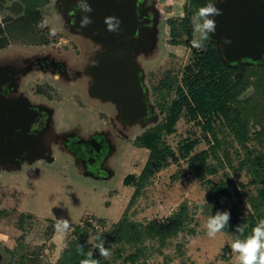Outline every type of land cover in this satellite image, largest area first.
<instances>
[{
  "label": "rangeland",
  "instance_id": "1",
  "mask_svg": "<svg viewBox=\"0 0 264 264\" xmlns=\"http://www.w3.org/2000/svg\"><path fill=\"white\" fill-rule=\"evenodd\" d=\"M188 1L147 0V4L156 10L157 24L149 43L143 50L136 52L135 58L143 72V79L147 80L151 102L157 107L161 96L167 101L174 98V87L180 84L185 66L192 62L194 51L201 50L192 46V40L199 38L193 27L195 14L192 16L191 48L170 44L167 22L184 16L183 7ZM53 3L54 0H49L39 8L40 19L28 33L21 36L12 32L6 34L8 46L0 50V63L28 60L41 52L59 54L61 58L60 54H64L61 44H69L53 39L51 43L54 46L50 49L40 41L42 37L50 36L53 29L56 34L52 38L60 37V31L69 33ZM0 5L1 25L6 26L9 21L22 16V5L18 0H3ZM188 8L192 9L191 5ZM13 25L22 27L24 22ZM34 31L38 36H34ZM180 40L184 42L186 37ZM58 42L61 44L58 45ZM204 43L206 46L211 42L208 40ZM86 49L92 58L97 48L90 45ZM166 72L171 87L167 83H159ZM246 75L248 79L243 82L245 87L235 106L240 108L253 133L264 123V65L247 69ZM42 80L48 79L44 77ZM91 104L96 109L64 104L57 111L54 134L64 135L66 130H77L76 134L86 139L95 130H104L115 151L106 163L108 174L105 177L86 174L69 154L57 146L51 148V161L40 159L22 165L0 167V264H56L68 241L73 239V227L84 224V220H91L93 225L87 229L91 249L97 237L107 242L110 256L102 258L103 264H128L124 261L127 254L142 246L146 248L145 257L139 260V264H236L235 254L230 247L236 239V233L221 231L211 238L207 235L206 221L213 215V208L216 211L230 210L234 215L245 218L260 186L252 184L245 171L239 172L227 166L219 168L215 175H208L206 179L212 184L231 179L236 185V192L220 205H211L206 186L194 176L186 161L169 160L167 167L149 179L140 196L128 207L134 188L125 185L123 180L128 175L137 177L148 155L145 149L135 147L133 140L148 128L160 124L164 116L159 109H155L156 118L151 123L120 127L108 102L98 104L91 100ZM214 128L220 130L217 135L224 144L219 151L220 156L228 150L233 167H236L239 158L235 152H239L242 158L245 151L222 126L221 120H215ZM205 138L200 126L181 116L175 125V132L164 136V142L178 157V148L186 140L198 141L192 154L206 150L208 143ZM207 138L211 139L210 136ZM247 147L264 153V147L253 140L248 142ZM180 205L188 208V220L184 229L165 243L161 244L157 240H145L138 245L127 241L111 242L114 232L112 225L127 208L126 220L145 226L153 220L165 221L178 211ZM61 217L70 223V229L64 233H58L55 228L56 218ZM100 218L104 220L102 225L98 223ZM116 250L120 251L119 255Z\"/></svg>",
  "mask_w": 264,
  "mask_h": 264
},
{
  "label": "trees",
  "instance_id": "2",
  "mask_svg": "<svg viewBox=\"0 0 264 264\" xmlns=\"http://www.w3.org/2000/svg\"><path fill=\"white\" fill-rule=\"evenodd\" d=\"M2 1L0 0V4ZM18 1L22 5V16L9 21L6 26L0 24V50L8 46L6 34L12 32L21 36L36 25L40 19L39 8L46 5L49 0ZM214 1L189 0L188 4L183 7L185 15L182 18L168 20L170 44H181L191 48L192 16L197 13L199 8ZM188 5H191L192 9H189ZM1 7L0 5V10ZM20 21L24 22L22 27L20 25L12 26ZM182 37H186L184 42L180 40ZM166 73L164 79H161L159 83H167L170 86L168 72ZM246 73V65L226 63L212 42L203 49L194 51L193 60L185 66L180 84L174 87V98L167 101L161 96L158 102L160 113L164 116L162 122L149 128L133 140V145L145 149L148 155L139 175L137 177L128 175L123 180L125 185L134 188L128 207L140 196L146 183L155 173L166 168L169 160L177 161V159L186 161L194 176L206 186L209 204L220 205L222 201L232 198L233 192H236V185L231 179L212 184L206 177L215 175L219 168L223 169L227 166L239 172L245 171L250 176L251 183L259 185L260 188L246 217L236 216L229 210L231 213L229 226H225L222 231L227 233L234 231L236 238L240 239H244L252 233V229L258 221L264 219V153L248 148L247 144L253 140L259 146L264 147V123L257 131L251 133L248 120L244 118L240 108L235 106L244 90L243 82L248 79ZM181 116H185L188 121L201 127L208 143L206 150L192 154L198 141L186 140L178 148V158L175 152L165 144L164 136L175 132V125ZM215 120H221L222 126L228 130L229 134L233 135L239 146L245 151L242 158L239 157V152H235L239 158L236 167H233L228 150L224 151L223 156L219 154L224 144L217 135L220 130L214 128ZM207 136H210L211 139H208ZM211 161L215 163H211ZM127 209L122 217L112 225L114 229L110 239L112 243L127 241L132 245H138L144 243L145 240H157L163 244L184 229L189 217L186 205H180L178 211L171 214L165 221L153 220L145 226H139L126 220ZM211 210H213V214L216 213L215 208ZM84 221H86L84 224H76L73 227V239L68 241L56 264H80L82 259L87 258L89 252L93 253V258L98 261V264H103V257L99 256L95 247L91 249L87 240V229L93 227L92 221ZM98 223L102 225L104 220L100 218ZM237 225L243 226V234L236 232ZM191 232L195 234L193 230ZM101 240L104 241L106 248L107 242L104 238L96 239L95 244L100 243ZM145 249L143 246L137 247L133 252L127 254L124 261L128 264H139V260L145 257ZM115 252L117 255L120 253L119 250Z\"/></svg>",
  "mask_w": 264,
  "mask_h": 264
},
{
  "label": "flooded vegetation",
  "instance_id": "3",
  "mask_svg": "<svg viewBox=\"0 0 264 264\" xmlns=\"http://www.w3.org/2000/svg\"><path fill=\"white\" fill-rule=\"evenodd\" d=\"M53 5L69 33L64 34L60 31L58 32L60 37L52 38L46 35L47 37H42L40 41L50 49L54 46L51 43L53 39L69 44L65 46L57 43L64 49V54H60L61 58L58 57L59 54L41 52L27 58L28 60L18 59L0 63V133L4 134V142L7 145L6 135L13 130L11 139H14L17 146L12 151L16 158L0 160V167L17 166L40 159L48 160L51 148L57 146L69 154L86 174L105 177L108 174L106 163L109 156L115 152L107 133L104 130H95L86 139L78 136L77 130H66L65 136L56 135L54 133L57 128L55 121L57 111L66 103L96 109V106L91 104L92 100L98 104L108 102L120 127L145 126L154 121L155 109L159 108L151 102L147 80L143 79V72L135 55L138 50H143L147 46L155 33L157 13L151 4H147V0H137L136 18L139 22L137 34L131 42L126 38L114 46L117 56L122 57L127 53L133 56L140 77V80H131L139 103L132 106L128 115L141 114V118L123 121L120 118V106L95 95V88L98 92H105V89L102 90L94 80L104 82L105 79L94 77L95 69L92 68V64L95 56L104 52L106 48L73 27L86 12L78 7V0H54ZM34 33V36H38L36 31ZM90 45L97 48L92 58L86 49ZM231 64H244L248 70L253 66L260 67L264 65V54L260 62L242 59L238 63H229ZM44 77L48 80H42Z\"/></svg>",
  "mask_w": 264,
  "mask_h": 264
},
{
  "label": "water",
  "instance_id": "4",
  "mask_svg": "<svg viewBox=\"0 0 264 264\" xmlns=\"http://www.w3.org/2000/svg\"><path fill=\"white\" fill-rule=\"evenodd\" d=\"M84 2L91 8V12L85 14L90 17L91 23L81 27V16L73 27L106 48L95 56L92 64L95 69L94 77L105 79L104 82L94 80L102 90L105 89V92H98L95 88V95L120 106V118L123 121L140 119L141 114L128 115L132 106L139 103V97L134 93V83L131 81L140 80L138 65L130 53L119 57L114 50V46L120 44L123 39L128 38L131 42L137 34V0ZM211 4L222 11V15L214 17L216 31L211 34L210 41L223 60L226 63H238L242 59L260 62L264 54V0H215ZM107 18H114L113 24L116 20L119 21L116 31L108 30ZM12 131L6 135L7 145L4 142V134L0 133V160L16 158L12 155V151L17 147L14 139H11Z\"/></svg>",
  "mask_w": 264,
  "mask_h": 264
},
{
  "label": "clouds",
  "instance_id": "5",
  "mask_svg": "<svg viewBox=\"0 0 264 264\" xmlns=\"http://www.w3.org/2000/svg\"><path fill=\"white\" fill-rule=\"evenodd\" d=\"M78 7L84 12H91V8L84 0H78ZM222 15L221 9L217 8L214 4H208L198 9L193 17L194 31L199 34L198 39L192 40V46L197 49L205 47V41H208L211 34L216 31V21L214 17ZM114 18H107L109 31H116L119 21L116 20L113 24ZM91 23L88 16H83L81 19V27H86ZM56 30L50 32V36H54ZM231 213L229 210L219 211L208 217L206 221L207 235L214 238L217 233L221 232L225 226H229ZM55 228L58 233H64L70 229V223L67 219L56 218ZM236 232L243 234V226L237 225ZM97 239H100L97 237ZM95 250L98 251L99 256L109 257L110 252L104 247V241L95 244ZM232 252L235 254L236 264H264V219L258 221L256 226L252 229V233L244 239L236 238L230 244ZM82 252V246H81ZM80 264H98V261L93 258V253H87V258L82 259Z\"/></svg>",
  "mask_w": 264,
  "mask_h": 264
}]
</instances>
